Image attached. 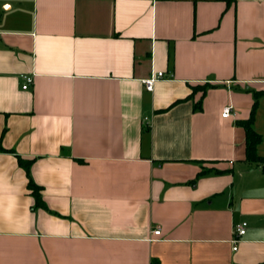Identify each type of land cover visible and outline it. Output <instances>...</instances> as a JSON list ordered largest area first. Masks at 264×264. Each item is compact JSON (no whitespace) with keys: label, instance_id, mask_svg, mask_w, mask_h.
I'll list each match as a JSON object with an SVG mask.
<instances>
[{"label":"crops","instance_id":"obj_1","mask_svg":"<svg viewBox=\"0 0 264 264\" xmlns=\"http://www.w3.org/2000/svg\"><path fill=\"white\" fill-rule=\"evenodd\" d=\"M255 101L264 0H0V264H264Z\"/></svg>","mask_w":264,"mask_h":264},{"label":"trees","instance_id":"obj_2","mask_svg":"<svg viewBox=\"0 0 264 264\" xmlns=\"http://www.w3.org/2000/svg\"><path fill=\"white\" fill-rule=\"evenodd\" d=\"M256 103L257 101H255L253 105L250 116L247 119L241 120L240 123L245 129L246 159L249 162L261 163L264 169V157L258 152V146L262 141V135L254 127ZM18 161L20 165L26 169L29 175L28 187L35 198V205L47 207V204L42 197V187L37 184L30 175L31 160H25L22 157H19Z\"/></svg>","mask_w":264,"mask_h":264},{"label":"built area","instance_id":"obj_3","mask_svg":"<svg viewBox=\"0 0 264 264\" xmlns=\"http://www.w3.org/2000/svg\"><path fill=\"white\" fill-rule=\"evenodd\" d=\"M24 79H25V82L23 83V88H28L30 86V84L32 83V77L30 75H26L24 74ZM164 77V72L163 71H158V72H155L152 74L151 77L145 79V84H146V87L149 88V89H152L153 86H154V83L157 79L159 78H162ZM230 111H231V106L230 105H227L223 108V112H222V115L223 116H228L230 114ZM246 225H247V222H242L240 224L237 225L236 227V232L238 235H241V234H244L245 231H246ZM153 232L155 234H160L161 232V228L160 226H157ZM238 239H234V242H237ZM233 248H237V246H234Z\"/></svg>","mask_w":264,"mask_h":264}]
</instances>
